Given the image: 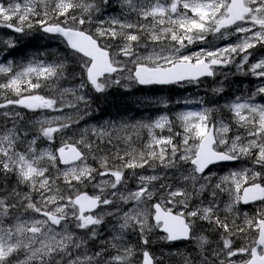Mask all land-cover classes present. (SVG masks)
Segmentation results:
<instances>
[{
  "label": "snow or ice",
  "instance_id": "obj_1",
  "mask_svg": "<svg viewBox=\"0 0 264 264\" xmlns=\"http://www.w3.org/2000/svg\"><path fill=\"white\" fill-rule=\"evenodd\" d=\"M0 29L66 47L15 60V38L0 40V264H166L157 231L193 245L180 264H264V0H0ZM209 36L235 40L189 51ZM230 66L259 84L90 123L110 90ZM225 162L245 163L219 175Z\"/></svg>",
  "mask_w": 264,
  "mask_h": 264
},
{
  "label": "trees",
  "instance_id": "obj_2",
  "mask_svg": "<svg viewBox=\"0 0 264 264\" xmlns=\"http://www.w3.org/2000/svg\"><path fill=\"white\" fill-rule=\"evenodd\" d=\"M17 47L9 50L14 55H9L8 59L20 60L24 56H32L35 53H48L49 59H56L58 56H62L65 51V45L55 38H49L43 36L39 31H34L28 35L16 36ZM2 47V45H0ZM0 59H3L0 56ZM149 91L138 89L133 87L131 90L125 91L124 89H113L107 99L103 97L97 99L93 104V107L98 106L99 110L96 114L95 120L110 119L112 117H118L117 113L124 114L131 117L134 113L129 107V99L131 94L145 97ZM119 118V117H118Z\"/></svg>",
  "mask_w": 264,
  "mask_h": 264
},
{
  "label": "rangeland",
  "instance_id": "obj_3",
  "mask_svg": "<svg viewBox=\"0 0 264 264\" xmlns=\"http://www.w3.org/2000/svg\"><path fill=\"white\" fill-rule=\"evenodd\" d=\"M2 30H3V29H0V38H1L2 40H6V39H8L9 37H12L11 35H6V34H4ZM212 38L215 39L216 41L219 39V38H215V37H213V36H212ZM231 38H235V37H229L226 41L228 42ZM223 40H225V39H223ZM198 46H199V45H197V44L190 46L189 51H198V50H200L201 48H198ZM191 48H196V49H191ZM221 71L225 72L224 69H222ZM226 73H227V72H226ZM217 76H218V77H223V75H217ZM186 89H189V93H190V94H193V92L196 91V87H194V86H188V87H183V88H177V89H175V92H174V93L177 94V98H178V100L186 99V96H185V90H186ZM169 93H170V92H165V93L158 94V95H150L149 98H148V100H154V99H156L157 97H162V98L167 99V98L169 97ZM182 104H183V103H181V104H177V106H182ZM149 107H150L152 110H157V111H159V110H163V109H160V108H158V107L151 106V105H149ZM160 114H161V113H160ZM29 115H31V114H29ZM157 115H159L158 112H157ZM157 115H155V116H157ZM103 121H104V120H103ZM58 143H59V142H57V146H58ZM244 163H245V162H239L236 166H232V167H224L223 170H220V169L215 168V170L218 172L219 175H224V174H226V173H227L229 170H231V169H234V168H240V167L244 166ZM251 210H252V209H246V210H244V211H249V212H250ZM202 227H203L204 229H207L208 226H207V224H205V225H202ZM209 233H212V232H207V231L205 232L206 235L209 234ZM160 235H161V234H160L158 231L155 232V233L152 235V237H151L152 243L157 242V241H162V240L159 239V236H160ZM132 239H133V242H136V238H135V237H133ZM153 250L157 253V255H161V254L164 255L166 264H174V263H176V262H177V264H180V261H178V258H179V257L176 256V255H172L173 253H176V252H177L174 248H171V247H165V246H156V247H154ZM187 251H188V250H187Z\"/></svg>",
  "mask_w": 264,
  "mask_h": 264
}]
</instances>
